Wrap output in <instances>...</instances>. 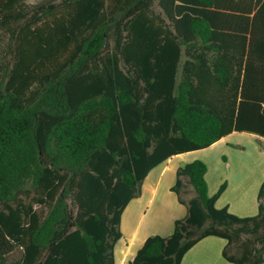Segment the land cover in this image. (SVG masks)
<instances>
[{"label":"trees","instance_id":"1","mask_svg":"<svg viewBox=\"0 0 264 264\" xmlns=\"http://www.w3.org/2000/svg\"><path fill=\"white\" fill-rule=\"evenodd\" d=\"M232 133L264 139V0H0V264H115L151 169ZM206 172L177 170L186 215L128 264H181L208 237L264 264V183L239 218Z\"/></svg>","mask_w":264,"mask_h":264},{"label":"crops","instance_id":"2","mask_svg":"<svg viewBox=\"0 0 264 264\" xmlns=\"http://www.w3.org/2000/svg\"><path fill=\"white\" fill-rule=\"evenodd\" d=\"M234 136L235 133H232L206 150L220 147L223 151L222 154L231 155L235 152L229 150L228 142ZM206 150L171 156L151 169L142 183L140 197L130 201L122 214L120 229L123 236L115 244V264H128L149 236L167 237L172 234L174 222L186 215V208L175 201L173 193L170 191L176 181V172L187 163L201 161L199 158L191 157ZM239 156L241 153L237 154V159ZM219 170V174L216 176L208 167L205 175L210 197L214 196L221 186H225L215 202V207L227 209L230 214L239 218L255 216L258 212V191L264 183V151L260 150L257 153L256 161H249L245 157L244 160H235L233 163L227 162L223 166L219 165ZM193 196L194 194L191 193L186 200ZM142 200H145L146 203L139 222L133 228L124 227V216L130 206ZM225 246L226 241L222 239L205 238L184 255L181 264H231L222 257ZM117 249H119L118 253Z\"/></svg>","mask_w":264,"mask_h":264},{"label":"rangeland","instance_id":"3","mask_svg":"<svg viewBox=\"0 0 264 264\" xmlns=\"http://www.w3.org/2000/svg\"><path fill=\"white\" fill-rule=\"evenodd\" d=\"M40 1L41 0H26V3L28 5H34ZM249 136H250V134H247V133H235V136L233 138H231L228 142L229 143L228 144L229 150L230 151L232 150L235 152L231 155L230 154L225 155V153L222 154L223 153L222 149H220V147H218L214 150H209V151L204 149L206 151H202L201 154L194 155L191 158H193V157L199 158V160H201V162H203L207 168L208 167L210 168V171L213 173V175L217 176L219 174V171H220L219 165L223 166L227 162L233 163V161H235V160L236 161L244 160L245 157H247V160H249V161H256L257 160V153H259L260 150L264 151V141H263L264 139L258 138V137L253 136V135L252 136L254 138H251L252 136H250V137ZM238 153H241V156H239L237 159ZM196 158H194V159L196 160ZM225 158H226V160H225ZM259 190H260V188H259ZM183 193L184 194H182V197L184 200H186V199H188L189 195L191 193H193V190L190 186H187V187H185V189H183ZM186 193H189V195H186ZM173 196H174L175 201L177 203H179L175 193H173ZM138 198H135V200ZM145 203H146V201L142 200L139 202H135L130 206L128 212L124 216V220H123L124 227L133 228L134 226H136V224L139 222L142 214L144 213ZM116 251L118 253L119 249H117ZM13 257L18 258L19 257V251H17L12 256V258Z\"/></svg>","mask_w":264,"mask_h":264}]
</instances>
